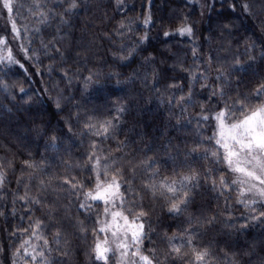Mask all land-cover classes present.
I'll return each mask as SVG.
<instances>
[{"label":"trees","instance_id":"16d2710c","mask_svg":"<svg viewBox=\"0 0 264 264\" xmlns=\"http://www.w3.org/2000/svg\"><path fill=\"white\" fill-rule=\"evenodd\" d=\"M12 2L21 37L0 25V264H103L92 249L104 206L80 207L97 158L101 179L120 180L118 208L147 213L140 250L153 264H194L193 247L211 264H264V202L231 183L214 119L225 103L230 123L264 103V0H209L206 11L197 0H30L32 13ZM192 175L181 213L147 187Z\"/></svg>","mask_w":264,"mask_h":264},{"label":"snow or ice","instance_id":"6c2138e0","mask_svg":"<svg viewBox=\"0 0 264 264\" xmlns=\"http://www.w3.org/2000/svg\"><path fill=\"white\" fill-rule=\"evenodd\" d=\"M3 7L7 9L8 13L11 14L13 11L12 0H2ZM72 7L75 8V0H73ZM245 11H249L248 5H244ZM13 30L17 32L15 24H13ZM181 35L183 34H192V29L190 27H184L178 30ZM168 35V33H165ZM0 43H6L5 40L0 39ZM4 59L7 60L10 64L19 63L16 61L11 53L9 52L8 56ZM3 62V61H0ZM23 68V65H20ZM91 79V77H89ZM23 91V89H21ZM218 94L216 92L213 93ZM256 94L262 100H264V85H261L260 89L256 90ZM233 105L225 103L223 108L218 111L214 119L217 121V138L215 143L220 145L224 150L222 154V159L228 165L231 172L238 173L239 176L237 179L231 181V183L240 185L247 184V188H240V195L244 196L247 192H253L254 194L264 198V188H257L256 184L250 183V181H258L260 185H264V103H261L258 107H255L254 110L247 112L246 107L240 106V111L243 115V118L238 122L226 123V117L230 119L232 114ZM123 111V109H119ZM246 113V114H245ZM205 120L208 119L207 116L203 117ZM94 127V126H93ZM102 132L97 131L95 135H107L109 129L113 127L111 121H106L102 126ZM213 156H216L217 153L213 152ZM91 159V158H90ZM25 166L28 168L34 167L33 164L28 161L24 162ZM9 167L11 164L9 163ZM3 165L0 164V168ZM93 171L95 172L94 179V188L88 190L84 193V202L80 204L81 208H91L92 205L88 204V201H100L104 206V213L106 215L110 214V219L107 221H100V227L97 230L99 233H104L105 236L103 239H100L97 236L92 252L94 253V258L97 261H103V264H108V254L113 251L109 246V238L107 233L111 234L113 242L116 243V249L120 250V257L122 264H127V257L130 249L132 251V256L137 257L140 264H153V260L147 256L143 255L140 250V245L143 243L144 239V224L141 221V217L146 216L147 213L141 208L139 211L132 212V220H129V217L124 214L123 211H112L116 208L117 201L120 205L123 206L125 203L124 193H121V183L117 179L116 175L111 176L110 179L107 178V171L105 170V179H101V169H100V160L97 158L93 165ZM5 173L0 171V186L4 183ZM196 176H183L179 183L175 180L172 183H167V181L162 182L157 185H148L152 194L155 196L158 191L163 190V192L170 193L174 197L169 211L172 213H181L187 210V205L191 203L190 193L193 188L197 187ZM221 186L227 187L225 184L224 178L220 177ZM68 183V181H65ZM189 184H192V188H189ZM215 185V181H213ZM72 187L75 189L78 187L77 184H72ZM82 187V186H81ZM126 192H131V188H126ZM20 199H25V197H20ZM39 203V201H34ZM244 203V201H240ZM184 205V208L181 207ZM131 211V209H128ZM260 217H264V211H261ZM260 217H257L259 219ZM214 218H209L207 223L211 224ZM40 221H36L35 227L38 230L40 228ZM81 231H85L84 228H81ZM34 236L40 238L37 232H33ZM59 235V233H57ZM130 240V243H129ZM29 241H24V244H28ZM47 244V241H44ZM189 245L192 244V239L189 237L187 239ZM24 244L21 247H24ZM194 254V264H211V261L208 259L210 253L208 249H203L197 251L195 247L191 249ZM171 253H175L174 258H180L181 248L173 245L171 247ZM26 255H31L33 259L36 258L33 252L25 250ZM42 257L43 252L39 253ZM131 264H137V260H132Z\"/></svg>","mask_w":264,"mask_h":264},{"label":"rangeland","instance_id":"374dc122","mask_svg":"<svg viewBox=\"0 0 264 264\" xmlns=\"http://www.w3.org/2000/svg\"><path fill=\"white\" fill-rule=\"evenodd\" d=\"M51 1H58V0H51ZM46 2H47V0L46 1L43 0V3H46ZM197 2H198V5L200 7H202L203 10L206 11V9L208 7L209 0H197ZM12 6H13V2H12ZM21 6L24 8V10H25L26 13H32L33 7H35L36 5L35 6H32L31 3H30V0H22ZM14 18H15V15H14V7H13L12 13L9 14L8 11H7V9H5L3 7L2 0H0V25L1 24L2 25H5L8 28L10 27L9 29L12 28V30H13V24H15V28H18L17 25H16V23H15ZM25 31H28V30L25 29ZM19 35L21 37V33H19ZM4 40L7 41L6 39H4ZM226 123H230V122L226 120ZM236 175H237V177L239 176L238 173H236ZM250 183L256 184L257 188H264V185H260L258 181H250ZM241 187L247 188V184L241 185ZM254 192H255V190H253V192H247V194L250 195V196L252 194V195H254L255 197L261 199L264 202V198H261L260 196L255 195ZM255 200H258V199H255ZM118 202L119 201H117V205H118ZM117 205H116V208L112 209V211H121L118 208ZM109 219H110V214L109 215H106L104 213L103 214L102 221H107ZM101 234H102V238L101 239H103L104 236H105V234L104 233H101ZM107 235H108V238H109V246L113 249V252H115L116 254H118V264H122L121 257H120V250H117L116 249V243L113 242V238L111 237V234L110 233H107ZM129 243H130V240H129ZM132 251H134V249H130V251H129V254H128V257H127V264H131V261L134 260V259L137 260V264H140V262L138 261V258L132 256Z\"/></svg>","mask_w":264,"mask_h":264}]
</instances>
